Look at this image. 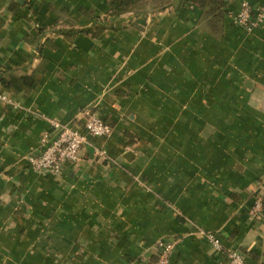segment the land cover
<instances>
[{"label":"crops","instance_id":"0c3cea01","mask_svg":"<svg viewBox=\"0 0 264 264\" xmlns=\"http://www.w3.org/2000/svg\"><path fill=\"white\" fill-rule=\"evenodd\" d=\"M169 1L116 17L107 0H0V76L37 79L0 85L21 107L0 103V264L154 262L159 239L172 264L264 263V21L233 20L264 0H226L220 32ZM87 110L112 134L59 175L29 168L48 120Z\"/></svg>","mask_w":264,"mask_h":264},{"label":"built area","instance_id":"2783aa9c","mask_svg":"<svg viewBox=\"0 0 264 264\" xmlns=\"http://www.w3.org/2000/svg\"><path fill=\"white\" fill-rule=\"evenodd\" d=\"M233 20L247 32L253 33L264 21V9L243 2L240 11L234 15ZM0 103L12 104L15 109H21L2 89H0ZM48 121L51 129L41 137L39 152L25 157L29 168L39 173L61 174L66 164L75 165L79 161L81 151L85 146H90L91 138L108 137L113 132V128L109 124L88 110L79 126L73 123H61L53 119ZM96 153L99 156H105L103 151L97 150ZM261 207L262 199L257 196L254 207L250 211L251 216L257 217L261 212ZM202 234L216 249H221V242L215 234L206 232H202ZM176 244L177 241L174 239H159L156 242L157 260L139 264H172L170 257ZM226 264L251 263L240 252L231 250L228 253Z\"/></svg>","mask_w":264,"mask_h":264},{"label":"trees","instance_id":"16d2710c","mask_svg":"<svg viewBox=\"0 0 264 264\" xmlns=\"http://www.w3.org/2000/svg\"><path fill=\"white\" fill-rule=\"evenodd\" d=\"M145 0H107L110 14L116 17L122 16L126 13L133 12ZM152 3H159L161 9L166 8L165 0H149ZM187 3L194 4L200 9L202 20H205L212 32L223 31V24L225 16L228 14L226 0H177L176 6H182ZM100 20V18L98 19ZM104 20V19H102ZM100 20L101 22H103ZM72 33H86L91 34V29H71L67 31ZM42 33V31H40ZM7 72V70H5ZM37 79L34 76H5L3 73L0 76V85L13 92H30L35 88Z\"/></svg>","mask_w":264,"mask_h":264},{"label":"rangeland","instance_id":"374dc122","mask_svg":"<svg viewBox=\"0 0 264 264\" xmlns=\"http://www.w3.org/2000/svg\"><path fill=\"white\" fill-rule=\"evenodd\" d=\"M169 0H165V2H162V3H166V4H168V3H171V1H169Z\"/></svg>","mask_w":264,"mask_h":264},{"label":"water","instance_id":"95a60500","mask_svg":"<svg viewBox=\"0 0 264 264\" xmlns=\"http://www.w3.org/2000/svg\"><path fill=\"white\" fill-rule=\"evenodd\" d=\"M24 0H18V2L23 3Z\"/></svg>","mask_w":264,"mask_h":264}]
</instances>
